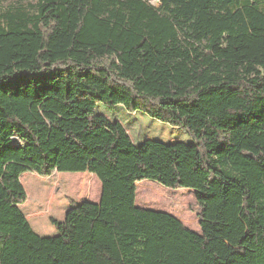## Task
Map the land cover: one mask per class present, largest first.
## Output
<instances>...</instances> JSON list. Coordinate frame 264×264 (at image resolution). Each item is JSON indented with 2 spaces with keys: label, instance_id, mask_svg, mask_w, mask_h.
<instances>
[{
  "label": "trees",
  "instance_id": "trees-1",
  "mask_svg": "<svg viewBox=\"0 0 264 264\" xmlns=\"http://www.w3.org/2000/svg\"><path fill=\"white\" fill-rule=\"evenodd\" d=\"M77 71L192 144L133 145L88 114ZM24 173L91 174L99 201L39 237ZM141 181L194 191L199 221L218 206L196 234L136 207ZM0 264H264V0H0Z\"/></svg>",
  "mask_w": 264,
  "mask_h": 264
},
{
  "label": "rangeland",
  "instance_id": "rangeland-1",
  "mask_svg": "<svg viewBox=\"0 0 264 264\" xmlns=\"http://www.w3.org/2000/svg\"><path fill=\"white\" fill-rule=\"evenodd\" d=\"M75 75L79 96L88 114L104 116L110 121L118 122L128 134L133 145L139 146L145 139L165 144L172 142L192 144L191 138L181 129L170 127L138 112L129 114L122 107L112 103L107 97L109 82L103 74L77 71ZM22 176H24V181L20 183L25 191L26 200L19 206V209L32 231L39 237L46 238L56 235L49 219L62 221L71 206L82 202L97 203L99 201L101 186L91 174L54 173L49 178H42L33 173H24ZM135 187L137 189L135 192L136 207L165 212L179 220L190 231L200 235L207 227L208 220L205 218V213L214 212L218 206L216 201L205 203L202 221H199L194 191L169 190L149 181L138 182ZM165 195L168 200L165 199ZM215 213L219 220L229 222L222 209ZM241 234H246L244 237L249 243L252 238L250 224L245 231L233 237V244Z\"/></svg>",
  "mask_w": 264,
  "mask_h": 264
},
{
  "label": "water",
  "instance_id": "water-1",
  "mask_svg": "<svg viewBox=\"0 0 264 264\" xmlns=\"http://www.w3.org/2000/svg\"><path fill=\"white\" fill-rule=\"evenodd\" d=\"M158 212V211H157Z\"/></svg>",
  "mask_w": 264,
  "mask_h": 264
}]
</instances>
